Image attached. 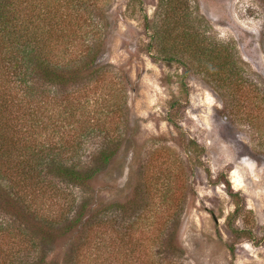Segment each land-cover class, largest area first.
Instances as JSON below:
<instances>
[{"label": "rangeland", "instance_id": "rangeland-1", "mask_svg": "<svg viewBox=\"0 0 264 264\" xmlns=\"http://www.w3.org/2000/svg\"><path fill=\"white\" fill-rule=\"evenodd\" d=\"M164 1H96L98 72L106 79L41 83L56 97L42 104V119L57 127L39 139L61 159V98L82 89L88 116L79 121L93 117L94 125L79 130L76 155L67 157L96 170L72 183L46 173L44 153L47 187L6 189L0 177V222L37 246L16 248L5 238L1 248L58 264L68 248L82 264H264V0L184 3L183 25L232 51L244 84L234 118L215 80L185 52L164 58L172 42L154 33ZM103 147L108 163L97 159Z\"/></svg>", "mask_w": 264, "mask_h": 264}, {"label": "trees", "instance_id": "trees-1", "mask_svg": "<svg viewBox=\"0 0 264 264\" xmlns=\"http://www.w3.org/2000/svg\"><path fill=\"white\" fill-rule=\"evenodd\" d=\"M96 1L0 0V177L8 182L3 186L6 189L18 186V190L24 192L47 187V179L40 172L44 153L48 156L46 173L54 171L56 176L72 183H86L96 170L95 166L68 162L70 158L67 157L78 149L74 143L75 135L93 124L89 123L93 117L79 121L83 118L79 116L87 115L78 100L83 94L82 89H75L68 93L70 96L61 98L63 109L58 123L61 143L56 147L61 159L55 157L52 145H45L39 139L47 128L57 127L55 122L44 123L42 119V104L49 98L56 100V97L40 89L41 83L65 86L86 79H106L105 72H98L102 43L97 42L100 32L91 17ZM185 2L164 1L161 27L154 32L155 37L162 42H172L171 51L164 58L173 60L175 49L183 51L212 76L223 111L234 118L241 102L238 92L244 84L232 51L228 46L217 47L208 42L196 26L183 25L187 15ZM94 73L99 74L93 77ZM110 154L107 147H103L97 151V159L108 163ZM229 193L235 194L231 190ZM27 234L0 222V242L8 238L16 248L22 245L25 250H36L35 242L30 243ZM16 248L10 251L0 247V264H58L44 256L22 260L20 250L16 251ZM75 251L76 248H68L65 251L68 259L61 264H82L74 260Z\"/></svg>", "mask_w": 264, "mask_h": 264}]
</instances>
